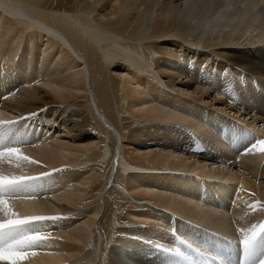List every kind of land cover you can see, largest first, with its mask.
Listing matches in <instances>:
<instances>
[{"label": "bare ground", "instance_id": "1", "mask_svg": "<svg viewBox=\"0 0 264 264\" xmlns=\"http://www.w3.org/2000/svg\"><path fill=\"white\" fill-rule=\"evenodd\" d=\"M0 120L39 162L6 174L52 173L14 210L67 217L23 264L232 254L264 222V0H0Z\"/></svg>", "mask_w": 264, "mask_h": 264}, {"label": "snow or ice", "instance_id": "2", "mask_svg": "<svg viewBox=\"0 0 264 264\" xmlns=\"http://www.w3.org/2000/svg\"><path fill=\"white\" fill-rule=\"evenodd\" d=\"M33 115L36 114H30V116ZM19 123V120H0V165L8 163L19 169L24 164L39 163L25 155L19 147L21 143L27 142L26 135L16 128ZM258 146H260L259 150H264V140L256 139L255 143L245 149V152H252L258 149ZM51 176L52 173L49 172L27 175L5 174L0 171V261L23 264L30 256L35 255L33 249L46 246L45 242L49 239L50 233L46 234L43 227L47 226V222L55 224L67 219L63 216L21 215L10 203L13 198L35 199L47 190V181ZM250 207L253 210H264V204L259 201ZM238 231L243 253L242 264H264V222L252 223L250 227H241ZM181 243L186 242L181 241ZM157 247L161 246L157 245ZM187 248L195 251L198 256H205L198 248H193L191 243H187ZM165 252H170L183 260H192L190 255H186L179 248L165 249ZM211 260H216L217 264H227V261L219 254L205 256V264Z\"/></svg>", "mask_w": 264, "mask_h": 264}]
</instances>
